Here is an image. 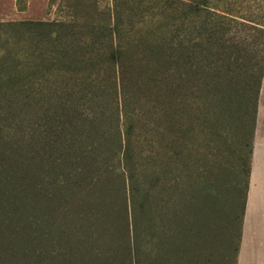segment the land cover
Wrapping results in <instances>:
<instances>
[{"label": "rangeland", "instance_id": "obj_1", "mask_svg": "<svg viewBox=\"0 0 264 264\" xmlns=\"http://www.w3.org/2000/svg\"><path fill=\"white\" fill-rule=\"evenodd\" d=\"M113 2L0 0L2 74L15 72L16 54L25 60L23 74L34 78L29 59L43 51L27 36H11L13 24L53 22L45 30L61 40L69 30L58 24L73 22L78 38L64 41L74 48L81 26L102 22ZM230 2L240 21L264 27V0ZM235 30L249 47H262L264 36L255 28ZM58 66L45 74L52 80L61 72L68 92H60L59 108L0 96V167L13 168L4 186L17 188L18 170L43 185L42 198L33 199L28 182L17 215L0 212V264H233L254 93L244 103L234 95L228 107H185L175 93L148 85L129 61L73 64L71 72ZM8 155L23 163L10 166ZM131 173L137 195L151 194L149 216L140 210L136 226ZM210 184L219 190L217 202L201 192Z\"/></svg>", "mask_w": 264, "mask_h": 264}, {"label": "trees", "instance_id": "obj_2", "mask_svg": "<svg viewBox=\"0 0 264 264\" xmlns=\"http://www.w3.org/2000/svg\"><path fill=\"white\" fill-rule=\"evenodd\" d=\"M229 5H231L230 0H114L112 12L105 17V21L81 26L83 30L80 35L81 42H78L74 48L68 44L69 42L64 41L78 38V34L71 30V27L75 26L73 22L56 23L64 27L63 29L69 30L64 37L60 35L62 36L60 40L59 33L53 35L52 32L45 30L51 25L54 26L53 22L18 21L13 24L11 29L13 34L10 35L27 36V40L33 41L34 44L38 43L43 51H40V56L29 59L32 61L31 69L35 71L34 78L23 74L25 60L22 61L19 55L15 54L16 59L12 69H15V72L11 73L10 70L8 75L2 74L6 65L5 62L0 61V96L30 98L36 104L46 102L59 108L63 103L57 98L62 90L65 92L68 90L62 87L64 82L61 72L52 74L51 80L45 74L46 69L59 65L58 67L64 71L71 72L70 66L73 64L96 65L103 59H108L113 64L129 61L135 69L145 74L149 80L148 85L151 83L155 85L156 82L165 93H175L185 107H194L202 102L210 109L216 105L228 107L233 102L230 100L234 95L244 103L245 100L250 101V96L254 93L253 128L248 142L249 154L246 166L241 164L245 171L246 183L239 216L238 245L233 263L236 264L251 170L258 97L264 77V42L261 48H251L244 36L235 35L237 32L235 29L240 25L245 28L251 27L264 36V27L251 25L247 23V19L240 21ZM135 15L138 16L137 20L136 17L135 20L132 19ZM162 22H164L163 26H159ZM48 47L50 49L47 52ZM39 60L45 61L42 66ZM38 72H42V76L38 77L36 75ZM47 80L54 83L51 95H48L44 89L48 85ZM83 82L89 85L87 80ZM8 157L11 158L10 166L16 167V164L23 163L18 161L15 155ZM58 161L55 159L52 166ZM11 170L13 168H5V165L3 168L0 167V212H3L1 215L6 216L19 213L22 207L18 205L25 203L26 200L22 191L31 180V197L39 199L43 196L42 192L40 193L43 185L35 182L32 177L29 178L25 170L15 172L20 175L17 188L7 189V185L4 186L6 180L4 177H9L10 174L7 172H13ZM130 179H134L133 173L130 174ZM133 182L134 180L131 200L136 226L139 222V211L146 214L151 210L150 201L147 200V196L151 198V194L146 192L139 197L137 195L139 190ZM54 186L56 184L52 185ZM214 186L210 184L201 192H211L210 195L217 202V197L213 193L219 190ZM20 214L23 215L22 212ZM210 223L212 227L209 229L214 228L215 221ZM135 232L137 235V230Z\"/></svg>", "mask_w": 264, "mask_h": 264}, {"label": "crops", "instance_id": "obj_3", "mask_svg": "<svg viewBox=\"0 0 264 264\" xmlns=\"http://www.w3.org/2000/svg\"><path fill=\"white\" fill-rule=\"evenodd\" d=\"M257 106L251 170L236 264H264V77Z\"/></svg>", "mask_w": 264, "mask_h": 264}]
</instances>
